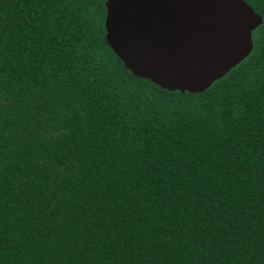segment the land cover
Returning a JSON list of instances; mask_svg holds the SVG:
<instances>
[{
	"label": "trees",
	"instance_id": "1",
	"mask_svg": "<svg viewBox=\"0 0 264 264\" xmlns=\"http://www.w3.org/2000/svg\"><path fill=\"white\" fill-rule=\"evenodd\" d=\"M197 94L127 71L105 0H0V264H264V0Z\"/></svg>",
	"mask_w": 264,
	"mask_h": 264
},
{
	"label": "water",
	"instance_id": "2",
	"mask_svg": "<svg viewBox=\"0 0 264 264\" xmlns=\"http://www.w3.org/2000/svg\"><path fill=\"white\" fill-rule=\"evenodd\" d=\"M106 45L131 75L201 93L246 58L261 17L242 0H105Z\"/></svg>",
	"mask_w": 264,
	"mask_h": 264
}]
</instances>
